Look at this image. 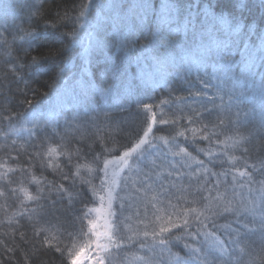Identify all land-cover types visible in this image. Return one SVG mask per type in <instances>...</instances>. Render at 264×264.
I'll use <instances>...</instances> for the list:
<instances>
[{
    "label": "trees",
    "instance_id": "16d2710c",
    "mask_svg": "<svg viewBox=\"0 0 264 264\" xmlns=\"http://www.w3.org/2000/svg\"><path fill=\"white\" fill-rule=\"evenodd\" d=\"M263 11L0 0V264H23L36 227L83 214L91 230L106 164L123 155L112 241L126 264H237L246 244L264 264Z\"/></svg>",
    "mask_w": 264,
    "mask_h": 264
},
{
    "label": "clouds",
    "instance_id": "9594fccd",
    "mask_svg": "<svg viewBox=\"0 0 264 264\" xmlns=\"http://www.w3.org/2000/svg\"><path fill=\"white\" fill-rule=\"evenodd\" d=\"M63 190L62 187L60 189ZM43 195V189H37L32 199L39 201ZM71 203V202H70ZM76 221H68V226L55 234L45 232L42 228L34 229L35 248L24 253L23 264H32L33 257L38 253L54 255L55 264H126L122 258V249L117 247L113 241L97 240L90 230L83 214L74 217ZM119 240V231L113 233ZM106 245H112L107 247ZM264 247V242H261ZM9 252L14 251L9 249ZM238 255L235 257L237 264H250V257L255 249L251 244L246 246L237 245Z\"/></svg>",
    "mask_w": 264,
    "mask_h": 264
},
{
    "label": "rangeland",
    "instance_id": "374dc122",
    "mask_svg": "<svg viewBox=\"0 0 264 264\" xmlns=\"http://www.w3.org/2000/svg\"><path fill=\"white\" fill-rule=\"evenodd\" d=\"M145 135L144 140L148 137ZM127 156L112 159L106 164V185L102 193L98 194L97 206L89 212V221L91 231L97 240H113V201L114 191L117 185L118 177L126 165ZM109 247L110 245H106Z\"/></svg>",
    "mask_w": 264,
    "mask_h": 264
},
{
    "label": "bare ground",
    "instance_id": "6f19581e",
    "mask_svg": "<svg viewBox=\"0 0 264 264\" xmlns=\"http://www.w3.org/2000/svg\"><path fill=\"white\" fill-rule=\"evenodd\" d=\"M183 5H185V4H183ZM226 10H229L228 8L226 9ZM235 13V11H232V13L231 14H234ZM263 18H264V11H263ZM262 24H264L263 22H262ZM109 27H111L110 25H109ZM96 32H98V31H96ZM7 127H4V129H3V131L4 132H6L7 131ZM30 129H28V131H29ZM45 167L46 168H48L46 165H45V163H40V168L42 169V170H45ZM50 170H48L47 172H49ZM72 209V208H71ZM75 210V209H74ZM91 211V210H90ZM89 211V212H90ZM79 215V211H77L76 210V212H75V216H78ZM88 219H89V213H88Z\"/></svg>",
    "mask_w": 264,
    "mask_h": 264
}]
</instances>
